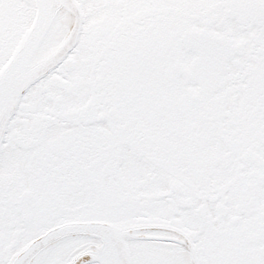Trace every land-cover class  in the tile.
I'll use <instances>...</instances> for the list:
<instances>
[{
    "label": "snow or ice",
    "instance_id": "1",
    "mask_svg": "<svg viewBox=\"0 0 264 264\" xmlns=\"http://www.w3.org/2000/svg\"><path fill=\"white\" fill-rule=\"evenodd\" d=\"M0 264H264V0H0Z\"/></svg>",
    "mask_w": 264,
    "mask_h": 264
}]
</instances>
